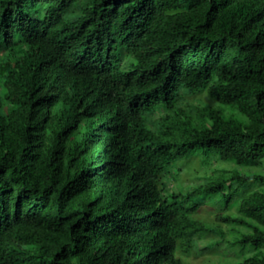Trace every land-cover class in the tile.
<instances>
[{"label":"trees","instance_id":"obj_1","mask_svg":"<svg viewBox=\"0 0 264 264\" xmlns=\"http://www.w3.org/2000/svg\"><path fill=\"white\" fill-rule=\"evenodd\" d=\"M263 163L264 0H0V264H264Z\"/></svg>","mask_w":264,"mask_h":264},{"label":"rangeland","instance_id":"obj_2","mask_svg":"<svg viewBox=\"0 0 264 264\" xmlns=\"http://www.w3.org/2000/svg\"><path fill=\"white\" fill-rule=\"evenodd\" d=\"M191 98H192L193 103L195 105H198V106H205L207 102L213 103L212 98L209 97L205 91H203L199 94L193 95ZM213 106L218 107V104L216 103ZM199 163H200L199 161L192 160L190 163H188V165L192 167V166L198 164L200 166ZM183 164H186V163L184 162ZM231 165H232L231 163L213 160L212 163H210V165L208 167L200 169L201 171L199 172L198 175H202L205 173L206 174L207 173L217 174L222 170V168H229V166H231ZM248 169L249 168H244V172L247 171ZM249 170H251V169H249ZM261 170L264 171V163L261 166ZM184 175H186V174H184ZM196 182H200L199 178L196 179ZM169 187L175 188V186H173V185H169ZM233 211H234V209H232V212ZM205 216H207V215H205ZM217 245H218L217 253L210 254L212 256H209V258L206 256H198V257L192 256V257H190L189 262H191L192 264H230V263H232V261H236L238 258L241 257V254L238 255V254H235L236 251H232L231 246H225L224 242L219 241ZM209 249L210 248L205 250L206 254H208ZM205 258H207V259H205Z\"/></svg>","mask_w":264,"mask_h":264}]
</instances>
